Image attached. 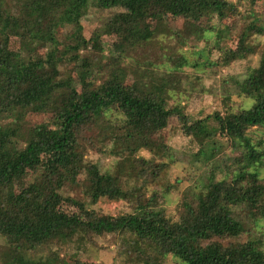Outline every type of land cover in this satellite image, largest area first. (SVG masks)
I'll list each match as a JSON object with an SVG mask.
<instances>
[{
  "label": "trees",
  "instance_id": "trees-1",
  "mask_svg": "<svg viewBox=\"0 0 264 264\" xmlns=\"http://www.w3.org/2000/svg\"><path fill=\"white\" fill-rule=\"evenodd\" d=\"M241 1L249 8L264 2L1 0L0 236L6 264H86L73 252L98 238L108 240L125 264H170L169 256L175 264H264L263 234L254 233L258 224L264 229V177L258 173L264 170V134L252 141L255 130L264 129V48L256 42L264 34V12L244 16ZM90 6L116 10L100 32L87 36L82 20ZM230 14L243 16L231 26L221 23L233 28L235 39L214 46L223 66L258 54L236 82L237 93L251 100L248 107L224 102L195 118L170 103L180 77H153L147 91L127 82L130 72L142 74L154 64L146 53L152 40L160 33L176 36L167 24L158 28L160 19L223 21ZM66 27L76 31L67 36ZM101 36L123 49L90 75L91 55L103 52ZM66 65L82 68L78 79L62 70ZM36 114L44 120H33ZM171 118L188 141H204L207 166L201 184L180 195L175 216L158 202L170 187L162 175L169 148L159 136ZM216 140L237 153L230 163L215 162ZM90 151L111 157L110 167L102 169ZM101 198L123 201L130 212L103 214L92 207Z\"/></svg>",
  "mask_w": 264,
  "mask_h": 264
},
{
  "label": "rangeland",
  "instance_id": "rangeland-1",
  "mask_svg": "<svg viewBox=\"0 0 264 264\" xmlns=\"http://www.w3.org/2000/svg\"><path fill=\"white\" fill-rule=\"evenodd\" d=\"M241 2L242 4L238 5V9L244 16L246 13H251V10L259 13L264 12V2H257L251 8L245 1ZM115 10L116 7L96 8L90 6L89 11L82 20V33L88 36L93 32H100L104 22ZM242 15L230 14L223 21L213 16L209 18L203 17L195 22L184 21V23L181 18L177 17L160 19L156 24L158 28L162 29L163 25L167 24L169 29L177 31L176 36H165L160 33L155 41L152 40L149 48L146 49V53L149 56H153L155 59L154 64L146 72H140L142 74L137 72L131 74L130 72L127 82L132 86L139 87L142 91H147L153 77H180V88L169 92L171 96L170 103L182 104L185 112L195 118L205 117L215 108H223L224 102H227V105L232 109L248 107L251 104V100L237 93L236 82L245 76L248 68L256 64L258 54H252L248 59H240L223 66L217 61L220 52L217 50V46H214L215 43L222 45L235 39V36L232 35L234 33L233 28L228 30L221 23L224 22L228 26L234 25L236 20L243 19ZM216 29H220L221 32L217 38H215ZM74 31H76L74 27H66L64 29L67 36H70ZM229 33H232L231 36ZM101 40L103 52L91 55L90 75L95 74V71L98 70V67H101L102 63L110 61L112 56L117 55L123 49L122 46H119L108 36H101ZM256 42L260 48H264V34L257 35ZM85 54L89 53L86 51ZM174 58L178 59L179 64H174ZM130 59L131 57L125 58V62L129 67ZM65 69H71L76 79L82 73V68L74 67L73 65H66L62 70L64 71ZM133 70L137 71V68L134 67ZM112 117L119 119L121 115L112 113ZM29 118L31 119V117ZM32 119L36 121L44 120L43 116L39 114L33 115ZM255 134L252 140L254 143L256 142L255 140L264 134V129H256ZM159 140L168 145L169 148V156L162 159L165 163L162 175L170 187L168 191L162 190L159 193L158 202L159 206L168 214L175 216V208L180 195L187 191L189 187L200 185L202 182L200 179L201 173L207 170V166L202 164L204 161L202 152L205 149V143L201 138H193L192 141H188V138L179 132L174 118L169 119V123L160 134ZM215 146L217 147L215 162L220 165H222L223 160L230 163L232 157L237 154L234 150L225 146L223 140H216ZM139 153L149 157V153L146 150H140ZM196 153L199 154L200 161L193 160V155ZM88 157L92 161H100L102 169H108L112 164L111 157H103L94 151L88 152ZM211 163L213 161H207L208 166ZM258 173L264 177L263 169H259ZM185 175H188V180L183 179ZM217 176L219 177L220 174H217ZM73 197L76 199L77 195L73 194ZM92 207L103 214L116 215L130 212V208L123 201L107 198H101ZM256 232L263 234L262 249L264 251V229H262L260 224L256 225L254 233ZM64 234L69 235L70 231H64ZM110 247L108 246V240L98 238L95 244L83 246L81 250L73 252V255L84 260L86 264H94L95 262L125 264L122 261L120 252L118 250L115 252L110 251ZM5 259V240L0 236V264H6ZM168 260L170 264H175L177 258L169 256Z\"/></svg>",
  "mask_w": 264,
  "mask_h": 264
}]
</instances>
